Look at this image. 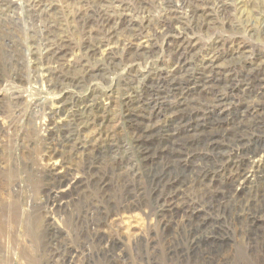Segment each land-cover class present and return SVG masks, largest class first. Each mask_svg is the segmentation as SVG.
I'll return each mask as SVG.
<instances>
[{"label": "rangeland", "instance_id": "obj_1", "mask_svg": "<svg viewBox=\"0 0 264 264\" xmlns=\"http://www.w3.org/2000/svg\"><path fill=\"white\" fill-rule=\"evenodd\" d=\"M112 1L0 0V264H264V207L245 240L214 193L236 166L235 190L264 186V0L205 27L177 0ZM174 189L201 207L166 232Z\"/></svg>", "mask_w": 264, "mask_h": 264}, {"label": "bare ground", "instance_id": "obj_2", "mask_svg": "<svg viewBox=\"0 0 264 264\" xmlns=\"http://www.w3.org/2000/svg\"><path fill=\"white\" fill-rule=\"evenodd\" d=\"M60 1V0H59ZM121 1V0H120ZM144 1V0H143ZM180 5L181 8L184 10H187L189 12V14L191 15V18H193V20H195L198 24L196 25V27L199 25V27L203 26H209L211 24H213L214 21H216V17L219 16V14H222L225 12V8H227V5L225 3H223L222 0H177ZM40 2V1H39ZM111 2H113L111 0ZM33 3V2H32ZM37 3V2H35ZM101 3H107L106 0H86V4L87 5H98ZM134 3V2H133ZM163 3L165 6L171 7V5H173L174 1L173 0H163ZM142 4V3H141ZM44 6V5H43ZM109 6V5H107ZM137 6V5H136ZM204 6V8H203ZM40 7V6H39ZM93 7V6H92ZM33 8V7H32ZM90 8V7H89ZM87 9V8H86ZM94 9V8H93ZM208 9V10H207ZM31 10V9H30ZM36 10V9H35ZM39 10V9H38ZM90 10V9H89ZM98 10V9H97ZM84 11V10H83ZM92 11H95L92 10ZM100 11V10H99ZM81 12V11H80ZM259 16L261 18V23L264 24V13L263 12H258ZM80 14V13H79ZM100 14H103L100 12ZM117 14V13H116ZM73 15V14H72ZM95 15V14H93ZM92 15V16H93ZM104 15V14H103ZM102 15V16H103ZM165 15V14H164ZM91 16V18H92ZM101 16V15H100ZM180 16V15H179ZM221 16V15H220ZM90 17V15H89ZM188 17V16H187ZM86 18V17H85ZM97 18V17H96ZM109 18V17H108ZM190 18V19H191ZM98 19V18H97ZM216 19V20H215ZM80 20V19H79ZM95 20V19H94ZM192 20V19H191ZM190 20V21H191ZM48 21V20H47ZM82 21V20H81ZM99 21V20H98ZM162 21V20H161ZM194 21V23H195ZM78 22V21H77ZM104 22V21H103ZM141 22V21H140ZM181 22V20H180ZM217 22V21H216ZM227 22V21H226ZM224 23L226 25V28L229 29V31H234L235 33L238 32L237 28L234 27L232 24L230 23ZM85 23V22H84ZM149 23V22H148ZM179 23V17H177L176 15H171L168 14L167 16L164 17V20L160 23V26H162L164 29H167L168 32H172L173 31V27ZM193 23V21H192ZM87 24V22H86ZM144 24V23H143ZM146 24V22H145ZM185 24V23H184ZM215 24V23H214ZM98 25V24H97ZM102 26V25H101ZM100 26V27H101ZM99 27V26H98ZM106 27V26H105ZM225 27V26H224ZM175 28V27H174ZM181 28V27H180ZM219 28V26H218ZM203 29V28H202ZM216 29V28H215ZM102 30V29H101ZM111 30V29H110ZM116 30V29H115ZM103 31V30H102ZM106 31V30H105ZM109 32V31H108ZM167 32V33H168ZM112 33V32H111ZM108 34V33H107ZM163 35V34H162ZM54 37V36H53ZM154 38V37H153ZM163 39V38H162ZM111 40V39H110ZM109 40V41H110ZM107 41V40H106ZM236 41V40H234ZM185 42V41H184ZM235 42H233L234 44ZM99 45H102L101 42L97 43ZM197 44V43H196ZM93 45V44H92ZM236 47L234 48V52L235 54L238 55H242L244 53V51L247 48V45L242 44L238 42V44H235ZM196 46V45H195ZM234 47V45H232ZM231 46V47H232ZM67 48V47H66ZM186 49V48H185ZM50 50V49H48ZM133 49H131L130 51H132ZM167 50V49H166ZM232 51V53H233ZM248 51V50H247ZM84 52V51H83ZM82 52V53H83ZM246 52V51H245ZM58 54V53H57ZM85 54V53H84ZM188 54V53H187ZM158 55V53H157ZM233 55V54H232ZM245 55V53H244ZM214 56V55H213ZM237 56V55H236ZM54 57V56H53ZM212 57V56H211ZM233 57V56H232ZM235 57V56H234ZM239 57V56H238ZM240 58V57H239ZM45 59V58H44ZM51 59V58H50ZM263 59V58H262ZM262 59H258L257 62H255L253 65V69L251 70V74H253L254 72L257 73V71L261 68V66L264 65V60ZM61 60V59H60ZM147 60V59H146ZM229 60V59H228ZM235 60V59H234ZM237 60V59H236ZM103 61V60H102ZM135 61V60H134ZM94 63V62H93ZM216 63V56L212 57L209 62L207 64L209 68L208 70H212L213 72V68L215 66ZM224 63V62H223ZM117 64V63H116ZM169 65V64H168ZM183 65V64H182ZM86 66V65H85ZM218 66V65H217ZM63 67V66H62ZM224 67V66H223ZM51 68V67H50ZM79 70V69H78ZM264 70V69H263ZM64 71V70H63ZM72 71V70H71ZM70 71V72H71ZM169 71V70H168ZM75 72V71H74ZM84 72V71H83ZM249 72V71H248ZM247 72V73H248ZM198 73V72H197ZM208 73V72H206ZM249 73V74H250ZM82 74V73H81ZM88 74V73H87ZM186 74V73H185ZM209 74V73H208ZM211 74V73H210ZM67 75V74H66ZM263 75V74H262ZM79 76V75H78ZM85 76V75H84ZM249 76V75H248ZM247 76V78H248ZM257 76V75H256ZM74 77V76H73ZM170 77V76H169ZM264 77V76H263ZM262 77V78H263ZM214 78V77H213ZM212 78V79H213ZM258 78V77H257ZM126 79V78H125ZM181 79V78H180ZM215 79V78H214ZM251 79V78H250ZM191 80V79H190ZM198 80V79H197ZM174 81V80H173ZM213 81V80H212ZM249 81V80H248ZM254 81V80H253ZM252 81V83H253ZM258 82V81H257ZM262 82V80L260 81V83ZM208 83V82H207ZM206 83V84H207ZM255 83V82H254ZM253 83V84H254ZM264 83V82H263ZM183 84V82H182ZM209 85V84H208ZM218 85V84H217ZM252 85V84H251ZM250 85V86H251ZM256 85V83L254 84ZM53 86V85H52ZM136 87V85H134ZM207 86V85H206ZM210 86V85H209ZM214 84L212 85L213 88ZM216 86V84H215ZM219 86V85H218ZM263 86V85H262ZM179 87V86H178ZM217 87V86H216ZM256 87V86H255ZM254 87V88H255ZM141 88V87H140ZM166 88V87H165ZM175 88V86H174ZM205 88V87H204ZM211 88V87H210ZM215 88V87H214ZM258 88V87H257ZM177 89V88H176ZM223 89V88H222ZM256 89V88H255ZM172 90V89H171ZM175 90V89H174ZM254 91V90H253ZM256 91V90H255ZM259 91V90H258ZM263 91V90H262ZM177 92V91H176ZM184 92V91H183ZM181 93V96H184L181 100L182 101H178V107L179 108H183V107H191L193 108V110H198L200 109V104L201 102H203V99H200V97L197 98H192V97H188V92L187 93ZM129 93V92H128ZM201 93V92H199ZM215 93V92H214ZM227 93V92H226ZM175 94V93H174ZM180 94V93H179ZM205 94V92H204ZM216 94V93H215ZM214 94V95H215ZM247 94V93H246ZM263 94V93H262ZM259 94V93H255L256 95V99L257 101H254L253 103H251V107L252 109L255 111L258 108H263L264 107V103H262V100H260L259 98H263V95ZM178 95V94H177ZM206 95V94H205ZM248 95V94H247ZM254 95V94H253ZM254 95V96H255ZM180 96V95H179ZM178 96V98H179ZM200 96V95H199ZM208 96V95H207ZM213 96V94H212ZM246 96V95H245ZM251 96V95H250ZM204 97V96H203ZM206 97V96H205ZM243 97V96H242ZM209 98V97H208ZM213 98V102L216 103L217 105L219 104V102L222 100L220 95H215L212 97ZM211 98V100H212ZM255 98V97H254ZM20 99V98H19ZM180 99V98H179ZM198 99V100H197ZM243 99V98H242ZM253 99V98H252ZM196 100V105L192 106L194 104V101ZM254 100V99H253ZM264 100V99H263ZM224 101V100H223ZM252 102V101H251ZM161 103V102H160ZM169 103V102H168ZM213 103V106H214ZM86 104V103H85ZM212 104V103H211ZM215 104V105H216ZM224 104V103H223ZM244 104V103H243ZM175 105V104H174ZM202 105V104H201ZM208 105V104H207ZM204 106V105H203ZM138 107V106H137ZM205 107V106H204ZM227 107V106H226ZM177 108V107H175ZM190 108V109H191ZM249 108V107H248ZM188 108V110H190ZM173 110V109H172ZM182 111V109H181ZM184 111V110H183ZM235 111V110H234ZM182 113V112H181ZM180 114V113H179ZM252 114V113H251ZM260 114V113H259ZM235 115V114H234ZM152 116V115H151ZM150 116V117H151ZM256 116V115H255ZM57 117V116H56ZM177 117V116H176ZM175 117V118H176ZM253 118V117H252ZM258 118V117H257ZM256 118V119H257ZM261 118V116H260ZM181 119V118H180ZM184 120V119H183ZM181 120V121H183ZM255 120V118H254ZM150 121V120H149ZM210 121V120H209ZM255 122V121H254ZM261 122V120H260ZM184 123V122H183ZM182 123V124H183ZM197 123H195L196 125ZM169 125V124H168ZM187 125V124H186ZM194 125V126H195ZM201 125V124H199ZM203 125V124H202ZM192 127V126H191ZM203 127V126H202ZM221 127V126H220ZM237 127V126H235ZM234 127V128H235ZM57 128V127H56ZM156 128V127H155ZM180 128V127H179ZM188 128V127H186ZM238 128V127H237ZM100 129V128H99ZM185 129V128H184ZM198 129V128H197ZM157 130V129H156ZM189 130V129H188ZM187 130V131H188ZM220 130V129H219ZM58 131V130H57ZM194 131V130H193ZM241 131V130H240ZM184 132V131H183ZM189 132V131H188ZM201 132V129H200ZM185 133V132H184ZM192 133V132H191ZM204 135L205 137L210 135V137H214V132L210 131L207 132V130H204ZM195 134V133H194ZM207 134V135H206ZM182 135V134H181ZM90 136V135H89ZM189 136V135H188ZM180 137V136H179ZM183 138V137H182ZM187 138V137H185ZM197 139V138H196ZM175 140V139H174ZM203 140V139H202ZM244 140V139H243ZM66 141V140H65ZM211 141V140H209ZM59 142V141H58ZM174 142V141H172ZM178 142V141H176ZM190 142V141H189ZM198 142V141H197ZM246 144V143H245ZM238 145V144H237ZM244 145V144H243ZM176 146V145H175ZM235 146V145H234ZM245 146V145H244ZM79 147V146H78ZM172 147V146H171ZM180 147V146H179ZM196 147V145H195ZM53 148V147H52ZM76 148V147H75ZM74 148V149H75ZM178 148V147H177ZM197 148V147H196ZM199 148V147H198ZM176 149V148H175ZM174 149V150H175ZM54 154V153H53ZM225 156V155H224ZM144 158V157H143ZM219 160V159H218ZM174 161V160H173ZM244 162V161H243ZM173 163V162H172ZM240 164V163H239ZM209 165V164H208ZM234 165V164H232ZM223 166V165H222ZM235 166V165H234ZM243 166V165H242ZM208 167V166H207ZM202 168V167H201ZM229 168V167H228ZM53 169V168H52ZM250 169V168H249ZM252 169V168H251ZM257 170V169H256ZM252 171V170H251ZM250 171H247L246 169H244L243 167H239L236 166L228 175L227 177H223L224 178V182L222 184V186L215 191L214 193L216 194V199L218 198L220 200V205H225L229 208H231V210L233 211V216L232 218L235 219V221H241L243 222L242 224H240L239 226H241L240 230H241V234L243 235L242 237L246 240L248 238V232H254L256 231L258 228H256L255 226V221L253 222V218L252 216L257 213V211H260L263 207H264V186L261 189V191H257L254 188L251 189H247L246 191H239V189L235 190L234 186L238 185L240 188H243V185L245 184V182L247 181V176L248 173ZM254 172V171H253ZM60 173V172H59ZM48 174V173H47ZM253 174V173H252ZM93 175V174H92ZM251 175V174H250ZM157 177V176H156ZM222 178V179H223ZM172 179V178H171ZM257 180V179H256ZM217 183V182H216ZM177 184V183H176ZM263 184V183H262ZM226 185V187H225ZM258 185V184H257ZM264 185V184H263ZM176 188V187H175ZM245 189V187H244ZM185 193V192H184ZM221 196H225L224 198ZM188 197V196H187ZM187 197L185 195H183V193H181L180 191H178L177 189H174V191L171 193V195L169 196L168 199V205L166 206L165 210L162 211L160 213V217L161 219L159 220V225L161 226V228L163 230L166 229H172L175 226H179V225H186V226H191L193 225L196 220H197V215H198V211L199 208L201 206L199 205H195L192 206L190 202H192L193 204V200H188ZM221 197V198H220ZM164 199V198H163ZM191 199V198H190ZM201 204V203H200ZM55 205V204H54ZM224 209V208H223ZM203 210V209H202ZM201 211V210H200ZM167 232V230H166ZM170 232V231H169ZM171 235V234H170ZM219 238V237H218ZM240 238V237H239ZM241 239V238H240ZM108 246V245H107ZM239 247V246H237ZM249 250V249H248ZM247 250V251H248ZM241 252V251H240ZM248 256V255H247ZM205 258V257H204ZM261 260V259H260Z\"/></svg>", "mask_w": 264, "mask_h": 264}]
</instances>
